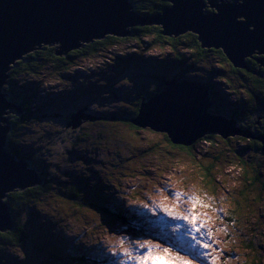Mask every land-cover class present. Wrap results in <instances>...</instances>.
Segmentation results:
<instances>
[{
	"label": "rangeland",
	"instance_id": "1",
	"mask_svg": "<svg viewBox=\"0 0 264 264\" xmlns=\"http://www.w3.org/2000/svg\"><path fill=\"white\" fill-rule=\"evenodd\" d=\"M203 11L213 12L206 5ZM118 38L100 53L78 60L67 73L50 68L38 76L15 78L36 93L31 105L35 113L20 131L19 146L43 166L50 190L30 218L29 208L19 213L29 239L7 247L6 261L138 264L151 249L153 256L165 257L157 264L176 257L192 264H264V144L255 149L251 142L257 134L233 119L227 129L231 138L215 132L212 143L201 140L205 134L189 146L173 144L166 133L149 128L153 122L148 114L136 116L145 127L133 126L129 119L142 97L156 91L158 79L177 76L179 70L169 44L154 42L156 35ZM42 44L61 47L60 42ZM254 55L264 58L263 53ZM218 61V55L209 54L186 77L211 82L218 103L236 113L249 108L254 118L251 84L236 76L230 88L216 71ZM81 108L108 119L80 123L73 118L78 125L65 129L64 118ZM20 114L6 108L2 116ZM73 190L77 199L71 200ZM177 192L182 193L178 201ZM192 196L201 201L195 208L199 231L176 218L191 215Z\"/></svg>",
	"mask_w": 264,
	"mask_h": 264
},
{
	"label": "water",
	"instance_id": "2",
	"mask_svg": "<svg viewBox=\"0 0 264 264\" xmlns=\"http://www.w3.org/2000/svg\"><path fill=\"white\" fill-rule=\"evenodd\" d=\"M167 1L169 5L162 12L143 16L131 11L129 0H0V231L14 228L10 208L1 198L9 191L42 183L35 168L26 160L16 159L6 148L10 125L2 113L13 108L20 114L21 106L9 100L2 89L12 64L23 55L44 42H60L56 52L60 55L105 35L125 38L131 31L124 28L130 25L160 26V34L167 37L194 33L202 48L221 49L237 68L247 67L244 59L254 52L264 54V0H247L245 11L253 21L247 30L236 27L231 20L238 10V0H208L210 4L204 0ZM205 5L213 12H204ZM255 59L264 66V58ZM161 85L160 93L141 100L137 116L148 114L153 122L148 123L149 128L166 133L171 143L183 146L205 134L217 132L224 138L231 133L227 129L235 123L232 119L207 113L211 105L209 85L190 78L163 79ZM84 110L71 114L68 126L78 125L73 118L80 123L91 120ZM168 115L166 122L159 120ZM130 121L137 127L146 126L136 117ZM256 138L264 144V136Z\"/></svg>",
	"mask_w": 264,
	"mask_h": 264
},
{
	"label": "trees",
	"instance_id": "3",
	"mask_svg": "<svg viewBox=\"0 0 264 264\" xmlns=\"http://www.w3.org/2000/svg\"><path fill=\"white\" fill-rule=\"evenodd\" d=\"M129 1L134 11L143 16L160 13L165 7L169 5L167 0ZM130 31L132 39L141 40L150 36L155 37L156 35V39H154V42H163L169 44L170 52L174 55L172 62L174 66L179 70L177 76H173L171 78H187V72L192 73L191 68L198 67V64H201L204 60H206L209 54L215 53L216 55H218L219 61L218 69L216 71L220 73L221 77H225L224 81L227 85H229L230 88L232 82H235L232 77L236 76L246 80L247 83L251 84V88L248 93L257 104L254 105L257 108H253V111H256L255 114L257 115L253 118L252 111L249 108L247 110L243 109L241 112L238 111L237 113L231 109H226L225 106L222 105V102L218 103L216 96H214L215 88L213 85L208 84L211 82L207 81L206 84L209 85L210 88L208 97L211 104L210 111L217 114L222 113L224 116L235 120V122H237V124H239L242 128L246 126L250 129H253L255 134H257L256 137L262 136V129L264 130V66L257 62V60L255 59V55L246 57L244 59L247 67L237 68L232 65V63L227 59L221 49L202 48L201 43L197 40V35H195L194 33L167 38L166 36L160 34L161 27L155 25H136L131 28ZM184 37H186L184 39L186 41L185 43H183V45H185V48L180 49ZM126 39L128 38L126 37L122 40L124 41ZM119 40V38L112 35H105L101 39H93L90 42L83 44V46H80L73 50H69L65 54L60 55L56 53L57 49L55 48V46L41 45L39 48L23 55L21 59L16 60L12 64L8 72L9 76L6 85L3 87L2 91L5 93L6 97L9 100L21 106V114L17 116H9L8 118L10 130L6 138V148L11 154L15 156V158L26 160L30 164V167L35 168L42 180V183L35 184L34 186L25 188L23 190H15L7 195L5 202L10 208L14 228L5 231L4 233H7L6 236H0V264H9L3 254L7 247L19 246L21 245V243L25 242L26 239H29L27 226L25 223H22L19 220V213H22L27 208H29L30 218L32 215H34V211L36 210L35 205L38 204V202L41 200V197L47 195L50 190V185L45 179V171L44 169H42L43 166L34 159V156L31 153L24 152L19 146L20 141L18 138L20 135V131L29 121L31 114L35 113L32 111L31 105L33 106V99L35 98L36 93L34 90L30 91V88H28V86L20 84L18 79L16 80L15 78L24 75L38 76L40 72H42V69L49 70L50 68L57 71L59 74L67 73L71 71L73 65L78 60L94 56L95 54L100 53L102 50H104L105 47H108L113 43L115 44ZM225 66H228V68L226 69ZM213 72L216 73L215 71ZM213 72H211V74ZM163 79H167V77L163 76L162 78L158 79L160 80V84L156 91L151 94H145V98L162 90L163 87H161V81ZM190 79L198 81L196 78L191 77ZM198 82L205 83L200 81ZM139 111L140 105L138 103V105H136L133 109V118L129 119V122L133 126L135 125L130 120L134 119L139 114ZM97 116L100 118L108 119V116L105 115ZM242 118L244 120H241ZM64 122L65 129L71 130V128H73L72 126H68L70 117L64 118ZM213 139L214 135L207 134L201 140L204 142L212 143ZM199 142L200 141L196 142L191 146V148L194 149ZM251 144H253L254 148L258 150H260L262 147V143L258 139L252 141ZM241 164L243 163L241 162ZM257 175L259 176V173H257ZM68 196H70L69 199L71 200L77 199V191L73 190V192H71ZM31 205L34 207L31 208Z\"/></svg>",
	"mask_w": 264,
	"mask_h": 264
},
{
	"label": "snow or ice",
	"instance_id": "4",
	"mask_svg": "<svg viewBox=\"0 0 264 264\" xmlns=\"http://www.w3.org/2000/svg\"><path fill=\"white\" fill-rule=\"evenodd\" d=\"M238 4H239L238 10L235 11L231 17L232 23L238 28H243V29L247 30L249 28V25L253 24L251 17L248 15L247 11H245V9L247 7V0H238ZM218 7H219V5H218ZM237 17H240V19L237 20ZM181 195H182V193H180V192L175 193V197L177 198V201L179 200ZM191 200L193 202L191 215L189 216V215L177 214L176 218L188 220L192 224L193 230L199 231V228L197 227L198 217L195 213V208H196L197 204L201 203V201H200L199 197H197V196H192ZM204 206L207 207V205H204ZM165 211H169V214H171L169 209H165ZM6 235H7V233L0 232V236H6ZM202 247L208 248L209 245L208 244H202ZM163 251L165 254H167L169 252V249L165 248ZM125 254L130 256V253L126 252ZM164 259H165V257H163V256H153L151 249H149L147 252V255H143V256L139 257L138 264H157L158 261H162ZM168 264H192V262L190 260H185L182 257H176L174 260H169Z\"/></svg>",
	"mask_w": 264,
	"mask_h": 264
},
{
	"label": "bare ground",
	"instance_id": "5",
	"mask_svg": "<svg viewBox=\"0 0 264 264\" xmlns=\"http://www.w3.org/2000/svg\"><path fill=\"white\" fill-rule=\"evenodd\" d=\"M209 9H210V8H209ZM125 38H126V37H125ZM199 106H200V108L203 107V106H202V103L199 104ZM207 113H212V112L210 111V107L207 109ZM87 115L89 116V119H92V120H93V119L96 120V119L100 118V117H98L97 115H93V114H90V113L87 114ZM91 115H92V116H91ZM169 117H170V116L168 115L165 119H163V118H159V120H160V121H165V122H166L167 119H168ZM186 117H187V116H185V118H186ZM181 125H183V123H182ZM230 136H233V135H231V133H229V134H227V135L224 137V139H225V138L227 139V137L231 138Z\"/></svg>",
	"mask_w": 264,
	"mask_h": 264
},
{
	"label": "flooded vegetation",
	"instance_id": "6",
	"mask_svg": "<svg viewBox=\"0 0 264 264\" xmlns=\"http://www.w3.org/2000/svg\"><path fill=\"white\" fill-rule=\"evenodd\" d=\"M258 62V61H257Z\"/></svg>",
	"mask_w": 264,
	"mask_h": 264
}]
</instances>
